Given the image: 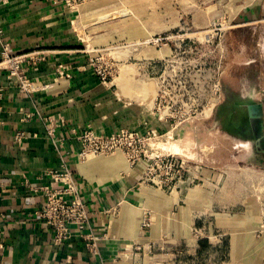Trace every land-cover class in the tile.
I'll list each match as a JSON object with an SVG mask.
<instances>
[{
    "label": "crops",
    "instance_id": "crops-1",
    "mask_svg": "<svg viewBox=\"0 0 264 264\" xmlns=\"http://www.w3.org/2000/svg\"><path fill=\"white\" fill-rule=\"evenodd\" d=\"M65 11L49 0H0V264H165L171 256L152 253L166 245L165 240L152 237L153 216L157 220L170 212H182L177 207L170 211L166 205L170 198L179 203L181 198L190 200L187 215L194 237L190 234L185 246L196 251L225 249L227 255L233 249L236 257L242 254L240 248L258 246L254 238L244 239L241 224L245 218L259 217L256 204L246 206L248 196L240 184L244 183L243 166L231 167L232 173L227 174L231 180L220 194H214L209 180L196 186L205 201L202 210L198 197L188 191L191 188L181 185L176 192H165L144 182V161L123 172V163L115 160L84 163L79 158L77 135L86 129L97 135L120 130L144 134L160 125L148 116L144 99L120 97L115 85L94 75ZM239 22L264 27V0H252L245 6ZM4 46L13 55L32 57L21 68L36 83V92L21 93L16 80L8 77L1 65ZM261 72L256 104L262 118H255L259 126L255 139L264 137V64ZM226 78L222 79L223 99L228 92ZM210 168L206 164L204 171ZM65 169L81 183L88 223L82 231L72 228L69 238L56 244L52 227L39 213L45 191L55 186L50 173ZM201 216L206 228L211 221L209 231L217 219L222 232L219 238L197 239ZM144 219L150 221L149 230L142 227ZM180 241L174 236L171 244L180 245ZM257 248L260 254L262 249ZM201 253L195 252L190 261L197 263Z\"/></svg>",
    "mask_w": 264,
    "mask_h": 264
},
{
    "label": "rangeland",
    "instance_id": "rangeland-1",
    "mask_svg": "<svg viewBox=\"0 0 264 264\" xmlns=\"http://www.w3.org/2000/svg\"><path fill=\"white\" fill-rule=\"evenodd\" d=\"M251 2L75 0L73 5L63 6L79 50L88 57L89 67L101 82L115 85L113 89L120 97L144 99L148 107L154 104L160 107V111L173 113L180 122L188 112L196 116L189 125L183 128L182 124L179 125L183 129L182 136L169 134L154 141L152 153L175 155L190 164L210 165L215 173L214 194H220L224 185L230 182L231 175L227 174L232 173L233 165L243 166L244 183L240 184L248 196L246 206L256 204L259 217L245 218L241 224L245 228L244 239L254 238L262 249L260 254L256 252L258 246L240 248L242 254L239 257L235 256L233 249L227 255L225 249L196 251L185 246L184 241H188L191 234L187 215L190 200L181 198L179 203L178 199L170 198L165 201L170 211L177 207L182 212H170L157 220L153 216L156 226H153L152 237L165 240L166 245L152 249V253L171 256L165 259V264H264V234L259 233L264 223L260 216L264 210V170L246 165L247 161H254L250 147L259 130L255 119L258 109L254 106L257 105L256 89L262 83L264 64V27L239 22L242 9ZM208 38L211 42L205 44ZM218 71L223 72V77L227 75L225 85L228 92L225 99L222 98L221 109L218 113L215 109L209 118L199 116L207 94L204 77ZM162 81L168 96L164 103L158 105L155 98ZM92 160L123 163V172L129 168L121 152L110 156H89L84 163ZM220 172L226 174L222 179ZM177 190L159 188L165 192ZM150 191L157 193L155 189ZM188 191L198 197L197 206L203 210L205 201L201 188L194 187ZM204 219V216L200 217L202 223L197 228V239L219 238L222 232L219 231V222L216 224L217 219L213 220L212 231L208 229L211 221L208 220L206 228ZM174 227L176 231H173ZM162 229L166 230L165 233ZM174 236L181 239L180 245L172 246ZM199 251L202 253L197 254V263L190 261Z\"/></svg>",
    "mask_w": 264,
    "mask_h": 264
},
{
    "label": "built area",
    "instance_id": "built-area-1",
    "mask_svg": "<svg viewBox=\"0 0 264 264\" xmlns=\"http://www.w3.org/2000/svg\"><path fill=\"white\" fill-rule=\"evenodd\" d=\"M54 5L68 7L75 3V0H49ZM209 44L211 39L204 41ZM1 65L8 72L9 78H14L18 90L21 93H34L38 89L36 83L28 78L21 68V65L27 60H33L29 55H13L8 47L4 46L1 54ZM206 61V59H205ZM206 66V64H205ZM222 79L223 72L218 71L215 74L208 73L204 77V87L206 91L205 106L201 109L199 116L211 117L215 109L219 107L222 101ZM168 93L165 92L164 81L158 87L155 101L164 103ZM1 99V92H0ZM165 108V106H163ZM147 114L157 120L160 128H148L144 134L136 131L121 130L111 135H97L91 129H86L77 135L80 143L79 158L82 161L89 159V156H110L117 152L123 153L129 166L144 161L146 166L144 173V182L154 187L163 189H176L183 185L186 188H194L204 179L213 184L215 173L205 172V165L197 163H188L187 161L171 154L152 153L155 142L164 139L169 134L182 136L183 127L195 119L192 114L187 113L186 117L180 122L173 113L166 110L160 111V107L146 108ZM169 111V110H168ZM208 111V114H207ZM1 115V109H0ZM194 118V119H193ZM155 141V142H154ZM157 144V143H156ZM157 149V148H156ZM54 187L45 191V202L39 213V217L53 230V241L60 244L69 238L72 228L82 231L88 223L87 207L81 195V183H78L73 173L67 169L60 172L50 173ZM220 172L222 179L226 176ZM261 212V211H260ZM261 221H264V210L260 213ZM142 227L145 230L150 229L149 219H144ZM259 233L264 234V223L260 226ZM95 247L93 243L90 244Z\"/></svg>",
    "mask_w": 264,
    "mask_h": 264
},
{
    "label": "water",
    "instance_id": "water-1",
    "mask_svg": "<svg viewBox=\"0 0 264 264\" xmlns=\"http://www.w3.org/2000/svg\"><path fill=\"white\" fill-rule=\"evenodd\" d=\"M222 105H219V107L216 109L217 113L221 109ZM256 109H258L256 118H262V112L260 105L254 106ZM250 113V112H249ZM253 147L251 146L250 149L253 151L254 154V161L250 162L247 161L246 163L252 166H258L261 169H264V137H258L257 139H252Z\"/></svg>",
    "mask_w": 264,
    "mask_h": 264
},
{
    "label": "flooded vegetation",
    "instance_id": "flooded-vegetation-1",
    "mask_svg": "<svg viewBox=\"0 0 264 264\" xmlns=\"http://www.w3.org/2000/svg\"><path fill=\"white\" fill-rule=\"evenodd\" d=\"M259 131V130H258Z\"/></svg>",
    "mask_w": 264,
    "mask_h": 264
}]
</instances>
